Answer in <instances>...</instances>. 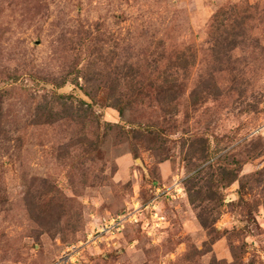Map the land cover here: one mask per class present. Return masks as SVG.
I'll return each mask as SVG.
<instances>
[{"label":"rangeland","instance_id":"obj_1","mask_svg":"<svg viewBox=\"0 0 264 264\" xmlns=\"http://www.w3.org/2000/svg\"><path fill=\"white\" fill-rule=\"evenodd\" d=\"M161 52L193 62L185 91L120 114L103 84ZM55 94L83 123L45 124ZM0 264H264V0H0Z\"/></svg>","mask_w":264,"mask_h":264},{"label":"trees","instance_id":"obj_2","mask_svg":"<svg viewBox=\"0 0 264 264\" xmlns=\"http://www.w3.org/2000/svg\"><path fill=\"white\" fill-rule=\"evenodd\" d=\"M214 18H215L214 21L216 20L220 21L222 26H227L228 28H231L233 26L231 23L227 24L225 20H224L225 22L223 21L221 22L218 15L215 16ZM222 26H219V31H221V34H218V32L215 31L216 35L213 36V39L211 41L212 48H213L212 49L213 54L215 53L217 54V56L223 52L226 44L228 43L232 44L231 49H234L238 46V42L236 39H230L231 37L225 38L226 30L224 29V27L222 28ZM228 34L231 35V32L229 31ZM145 62L147 64L145 63L140 64L138 61L132 64H128L130 67L127 68V71L123 75L120 76V78L123 79L122 84H120V82L117 80V77L112 78L111 81H108L107 83L103 84L104 87L108 88L111 94V100H110L111 105L115 109H117L120 114L124 113V111L127 109L133 108L138 103L143 102L144 97L146 95H147V99H151L152 95L148 96V91L151 89L155 95L154 99L157 101L158 104H161L162 108H163V105H166L167 107L170 106L185 91V88H186V84L184 80L185 78L183 77L180 78V76L187 75L188 71L190 70L191 65L193 64V62L191 63V61L185 59V56H183V58L181 59H178V63H177L175 61L174 62L171 61L161 52L158 58L155 57L153 59H149V56L147 55ZM105 67L108 69L109 65L104 62L100 73H103V71H105L104 70ZM135 68L136 70L134 71ZM97 77L98 76L94 77L93 75H91V84L98 83ZM60 86L61 84H59V87ZM100 86L101 85H99L98 87ZM100 89L101 88H98L97 90H100ZM202 91L204 93L206 92L204 90L196 91V89H193L191 91V96H193L194 99H195L194 96H197L196 97V100H197V98H199L200 95H202L203 93ZM210 91L206 92L207 96L212 94V92ZM85 93L89 98H91V100L93 101L96 100V95L92 92V90H91V93L85 90ZM61 100H63L62 95L55 94L53 97V102L50 104V106L44 108V110L47 112L45 114L46 116L45 124L53 125L54 123H57L65 118L70 119V120H75V119L77 120V118H80V120L81 119L84 120L85 115L80 114L77 111L78 110L77 108H75L72 105H67V103L64 101L63 103H61ZM205 100L206 98L203 100V102ZM36 124H41V121L36 122ZM136 131H139V134L137 136L141 138L143 136H151V135L156 134V132H151V131H155L154 129L151 131H143V130H136ZM191 137L192 135L187 139V141L192 143L191 149H190V151H192L191 156H196L197 154H194V153L196 152L195 145H197L199 142L197 141L198 137L196 135L193 136V139ZM79 143L81 144V142ZM150 149H152L154 152L156 150L155 148H150ZM71 157H73L74 160L77 159V156H71ZM201 157L204 158L205 154L203 153ZM187 158L189 157L187 156ZM222 160H223V157L218 162H216V164L212 163L208 166L209 168H213V173L211 174L212 177L209 180V184H211L213 180L214 181L216 180V179H213V176L217 173V171L219 174L223 175V179L220 182L222 186L224 187L227 184H230L233 181L237 180L238 171H240V167H241L239 162L238 161L233 162V164H235L234 168H231V166L220 167ZM228 164L231 165L232 163H228ZM72 167H74L73 164H72ZM203 172H204V169H201L192 177L187 178V181H186L187 190L193 202H196L197 201L196 199H199L198 197H201V193H202V201L211 200V199L213 200L214 195L212 196L207 195L206 185L205 184L199 185V183L202 180ZM195 179H197V181H195ZM48 190L51 193L50 195L54 196L56 189L48 188ZM192 191H195L196 197L192 193ZM198 202L201 203V201H198ZM209 211L210 210L207 209L205 205H203L202 208H200L198 212V219L203 225V227H205L206 229H209V231H215V228L213 227V225L216 219L215 218L209 219V216H208ZM43 213L44 212L42 211H38L37 217L43 216ZM35 219H38V218H36L35 216Z\"/></svg>","mask_w":264,"mask_h":264},{"label":"built area","instance_id":"obj_3","mask_svg":"<svg viewBox=\"0 0 264 264\" xmlns=\"http://www.w3.org/2000/svg\"><path fill=\"white\" fill-rule=\"evenodd\" d=\"M114 226H115L116 229H119V227H120V223H118V224H114L113 222H110V224L105 223V224H104V227H102V231H107V230L112 231L113 228H114ZM113 231H114V230H113Z\"/></svg>","mask_w":264,"mask_h":264}]
</instances>
